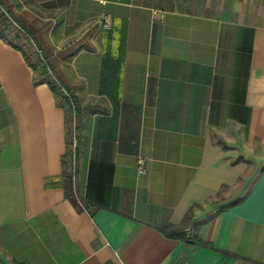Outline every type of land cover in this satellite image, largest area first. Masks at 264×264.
Here are the masks:
<instances>
[{
  "label": "crops",
  "instance_id": "obj_1",
  "mask_svg": "<svg viewBox=\"0 0 264 264\" xmlns=\"http://www.w3.org/2000/svg\"><path fill=\"white\" fill-rule=\"evenodd\" d=\"M201 3L0 0L79 113L68 197L67 107L0 39L1 263L264 264V0Z\"/></svg>",
  "mask_w": 264,
  "mask_h": 264
},
{
  "label": "trees",
  "instance_id": "obj_2",
  "mask_svg": "<svg viewBox=\"0 0 264 264\" xmlns=\"http://www.w3.org/2000/svg\"><path fill=\"white\" fill-rule=\"evenodd\" d=\"M5 13H1L0 15V39L6 41L8 44L12 45L13 47L19 49L27 63L34 69L35 72H38L40 70V73L44 77L43 80L46 82L50 88L54 91L55 94L59 97L60 103L67 107L68 111V117H69V123L71 124L72 121L74 120L75 122V131L77 133L78 130V108L76 107V103L72 97V95L68 92V96H62L61 95V87L65 88L56 78L53 79L48 75V70L45 65L42 64L40 61L33 60L32 56L27 52L26 44H23L18 37L14 38H7V35L5 33V30H7V22L8 18L12 19L10 14L4 10ZM71 133H72V127L70 125L69 127V140L71 138ZM78 139V135H77ZM77 151V150H76ZM76 158H77V152H76V157H75V164H76ZM64 178V183H65V191L68 197L72 196V188H73V165L71 161V152L68 150V161L66 163V170L63 175ZM167 235L172 236V237H178V238H185V230L183 228H174V227H168L167 229ZM0 264H3L0 262Z\"/></svg>",
  "mask_w": 264,
  "mask_h": 264
},
{
  "label": "rangeland",
  "instance_id": "obj_3",
  "mask_svg": "<svg viewBox=\"0 0 264 264\" xmlns=\"http://www.w3.org/2000/svg\"><path fill=\"white\" fill-rule=\"evenodd\" d=\"M181 1L183 2L185 8L196 12H202V3H201L202 0H181ZM1 13H5L2 6H0V15ZM7 26L8 28L7 30H5L7 38H14V37L20 38L21 42L27 45L25 49L32 56L33 60L41 62V59L37 56V54L34 51V45L28 33L24 29L17 27L14 24L13 20L10 18H8Z\"/></svg>",
  "mask_w": 264,
  "mask_h": 264
},
{
  "label": "built area",
  "instance_id": "obj_4",
  "mask_svg": "<svg viewBox=\"0 0 264 264\" xmlns=\"http://www.w3.org/2000/svg\"><path fill=\"white\" fill-rule=\"evenodd\" d=\"M13 22H14V24L17 27L22 28V27H20L18 25V23L16 21L13 20ZM102 25H103L104 28H109L111 26V16L110 15H108V14H104L103 15V17H102ZM33 45H34L35 53L41 59L42 64L45 65L40 51L38 50V48L36 47L35 44H33ZM52 78L55 79L54 77H52ZM60 88H61V90H60L61 91V95L69 97V94H68L67 90L65 88L61 87V86H60ZM70 125L72 127V133H71V138L69 140V151L71 152V161H72L73 173H74L75 172V157H76V149H77V145H78V139H77V133L75 131V122H74V120L72 121V123ZM137 171H138L139 175L146 174V172H147V163H146V159L145 158L139 157Z\"/></svg>",
  "mask_w": 264,
  "mask_h": 264
}]
</instances>
